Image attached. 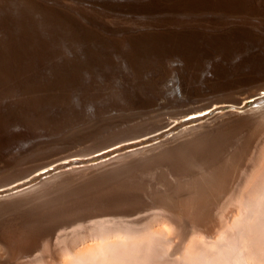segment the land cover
I'll return each instance as SVG.
<instances>
[{"label":"bare ground","instance_id":"obj_1","mask_svg":"<svg viewBox=\"0 0 264 264\" xmlns=\"http://www.w3.org/2000/svg\"><path fill=\"white\" fill-rule=\"evenodd\" d=\"M71 9L62 7V0H0V161H10L12 156L5 160L9 151L32 142L43 129L52 135L75 114L82 119L100 113L95 106L121 102L128 107L159 99L199 105L185 109L188 115L177 127L185 125L177 133L156 143L151 140L164 135L174 120L103 137L120 124L110 123L81 131L78 138L51 140L64 149L94 139L86 154L98 151L93 156L101 159H55L53 168L59 169L48 176L0 189V207L23 212L10 226H0V264H19L17 259L34 251L40 237L62 231L69 220L106 215L104 221H122L123 227L97 220L101 239L107 232L120 231L125 238L140 233L144 226L133 223L142 218L154 225L176 221V216L188 217L197 231L213 237L218 226L214 209L226 193L231 206L224 219L234 210L237 215L217 229L213 251L200 250L208 254L201 264L264 263L258 252L264 251V103H258L264 101V0H74ZM174 68L176 88L167 84ZM234 87L249 88L241 99L234 96ZM50 148L43 144L31 152ZM18 160L26 162L23 155ZM104 176L122 181L123 187L74 207L63 220L58 204L53 221L37 225L42 213L38 205L58 192L62 198L63 185ZM178 188L192 193L176 196ZM90 227L86 234L96 231ZM100 242L87 251L117 249V240ZM137 246L141 250L135 246L136 251L146 250ZM127 253L126 258L114 253L123 259L112 255L113 263L107 255L102 263L93 261L95 254L76 261L122 264L131 257Z\"/></svg>","mask_w":264,"mask_h":264},{"label":"rangeland","instance_id":"obj_2","mask_svg":"<svg viewBox=\"0 0 264 264\" xmlns=\"http://www.w3.org/2000/svg\"><path fill=\"white\" fill-rule=\"evenodd\" d=\"M73 4H74V0H62V7H64L68 11H72L71 7L73 6ZM178 77L179 75L176 76V68L172 69L171 74L168 77L167 84L169 86H175L178 80ZM246 88H249V87H241V88L234 87V89H236L233 92L234 96L237 95L242 99L247 94V90H243ZM221 92H225V91H221ZM199 102L201 103V101ZM258 103H264V101L262 100V101H259ZM252 104H256V102ZM124 105L125 104L118 102L116 105L111 106V107L101 108L100 105L95 106L96 109H100L99 110L100 113L93 114L92 116H89L87 118L85 117L82 119H80V117L77 114H75L72 116V118L68 119V122L63 124L61 129L59 130L56 129V131L53 132L52 135H45L47 133H50L49 132L50 130L45 131V129H43L41 133L34 134L35 136L32 139V142H29V141L24 142L19 147V150L13 149L7 153V155L5 156V160H7V158L10 159V156H12L13 158L10 161H7V162L0 161V189L8 187L9 185L11 186L15 182L17 183L21 181H27L29 178L34 177V176L36 178H34L32 182L42 179V177H46V175L48 176V174L59 169V167L57 169L53 168L55 166V162L53 160L55 159H57L55 160L56 163L62 162V160H64L63 158H66V159L72 158L75 160H81V161H85V163L93 162V161H96L97 159H101L96 156H93L94 153L86 154L85 150H87L88 148L94 145V142L96 141L94 139L88 140L84 142L83 144H78V145L75 144L74 146H68L64 149H62V144L52 145L53 143H51V140L53 139H58V140L62 139V141H67L70 138H72L68 136H73V137L78 138L81 135L80 134L81 131L85 132L91 129L94 130L96 128H103L105 127L106 124H110V123H120V124L117 125V127L115 126L114 128H111L108 131L103 132V137H107V136H111V135H115V134H119L123 132H128V131H135L137 129H146L148 126L157 125V124L163 123V121L165 123V122H172L174 120L169 127L170 129H167V132L164 135L158 136L157 138L151 140L152 142L155 141L156 143V141L159 142L163 138L165 139V138L172 136L173 132L174 134L177 133L178 131L177 129L180 130V128L185 125V123L184 124L182 123L181 125L177 127V125L180 124L186 118L185 116L188 115L186 110H189L193 106H198L199 103L195 101H188V102L186 101L182 103L181 101L167 102L165 99H159L158 102L153 103V104L136 103L128 107H124ZM230 109H235V108L230 107ZM175 116L177 117L175 118ZM22 128L24 129V126ZM43 144H46L47 146H51V148L46 150L45 152L34 153L33 155L31 151L36 150V148L42 146ZM17 150L19 152H17ZM15 155H17V157H15ZM22 155L25 157L26 162H23V163L17 162V161L24 160V159L18 160L19 157H21ZM49 162L51 164L45 167V170L42 169L41 173H39L41 170L38 172L36 171L42 167L37 169L35 172H31L28 175L22 176L28 170L37 168L38 166L40 165L42 166V164L44 163L47 164ZM10 163H13V164L10 167H8ZM104 177H105L104 179L99 180V181H88V182L80 181L76 184L69 183V184L63 185L62 186V198L58 192V194L53 199H51V201H44L38 205V209L42 210L41 211L42 213L36 220L37 225L40 227L48 226L55 217V213L58 210V204L62 206V220H63L65 217L69 215L70 212L73 211L74 207L76 209L78 207L85 206L89 204L91 201L100 198L102 194L109 195V192L112 188L120 189L123 187L122 181L114 180L111 178V176H104ZM13 178L14 180H12ZM10 180H12V182L7 183ZM154 186L156 187L157 185H154ZM147 187H149L148 183L145 184L144 189H146ZM176 193H177L176 196H180L184 194L186 195L187 193H189L190 195L192 192L188 190L181 191L180 188H178L176 189ZM229 195L230 193H226V195L219 201V203L216 205L214 209L215 214L218 218L217 229L221 226V224H223V222L231 224L232 219L234 218V216L237 215L236 211L234 210L233 214H231L230 217H228L227 219H224V214L227 212V210L231 206L230 201L227 200ZM153 208H156V207L154 206ZM22 214H23L22 211L15 209L13 207H10V208L0 207V226H10L13 221L21 219ZM107 217L108 215L103 216V218L95 219L96 218L95 217L91 220L90 219L86 221L77 220L74 222L72 220H69L70 225L66 227L65 229L62 228V231L56 230L52 236H50L51 234H46L45 236L40 237L36 242L37 244H36L35 250L32 251L29 255L23 256L25 257L24 260H23V257L18 258L17 263L20 262L19 264L21 263L23 264V262H28L30 259L34 257L37 259L33 262V264H90V261H84V260L91 254L96 255L93 261H96L97 263L101 261L99 263H102L103 261L102 258H104L105 255H107L106 258L109 260L112 257V255L114 258L115 257L117 258V256H115L116 254H119V255L122 254L123 256H125L124 253L128 252L131 256L129 257L130 259L128 258L130 261V264H201L202 262L201 259L208 256V254L200 250L204 249L206 251H213V249L216 246L215 242L217 241V237H219L220 235V233H217V229H216L215 232L213 233L214 234L213 237L211 236L212 238L207 237V233L202 232L204 233L202 234L200 233V231H197L193 227V225L191 224L193 221L191 219H189L188 217H182L179 220V218L176 216L174 217L176 221L169 220V222L166 221L165 222L166 224H165L163 223V220H162V221H157L156 223H154V225H150L147 222L148 219L142 218V220L138 222H135V221L134 223L132 222L134 225L137 223L136 224L137 226L139 223L140 225L138 226L139 228L141 226H144V230L140 231V233L138 234L136 233V235H134L133 233V236L131 235L132 237L130 236V237L125 238V235L123 236L124 233L120 231H118V233L116 234L115 233L113 234V232L112 233L107 232L110 234V236L108 234L109 236L108 237L107 233H105L106 234L104 236L105 238L101 239L102 237H100L99 235L102 236L101 233L103 231L101 232L100 230L99 232L101 233L99 234L98 230L100 228L97 227L98 226L96 223L97 220L103 223L106 222L104 225L113 226V227H120V225L123 224L122 221L118 222V220H116V223L114 221L113 223L110 224V222L113 220L110 219L111 221L110 220L104 221L107 219ZM128 222L131 223V219L128 220ZM132 223L131 225L133 226ZM169 223L172 225L173 228H171V230L167 232L168 231L167 229L171 227ZM117 224H120V225H117ZM136 225L135 227H137ZM90 226H92V228L96 227L94 229L96 231L93 234L89 233L90 234L89 236V234L88 233L86 234V232L87 231L91 232ZM121 227L123 226L121 225ZM185 227L187 228V230ZM145 229L147 231H145ZM184 229L186 230V232L184 231ZM77 232H79L80 234H77L76 236H74L75 233ZM164 232H166L167 234L171 233L170 235L168 234V236L172 238V241L170 237L167 238L168 240L170 239L171 241L170 243L168 242V240L167 241L165 240L166 238L164 237L165 235L167 236V234H164L163 236ZM81 233H83L86 236L88 235L86 238L90 237V239L83 238L82 236L83 234L81 235ZM121 233L122 235L119 236V234ZM205 234L206 236H204ZM160 235L163 236V239H161L162 236ZM94 236L96 237V239L94 238ZM98 236L100 238H98ZM159 237L161 239V242L165 240L166 243H168V245H166L163 241L165 245H163L162 243L163 245L162 246L159 243L160 242L159 239H156ZM76 238H77V243L75 242ZM154 239H155V242H154ZM78 240L79 241L84 240V241L78 242ZM115 240H117V242H115ZM156 240H158L157 243H156ZM112 241L117 243V246H116L117 249H114L115 251H108L107 248H105L104 251H87L89 250L88 249L89 247L97 246L96 244H98V242L102 244H106V243H111ZM150 241H151V244L156 243L153 245H156L155 247L157 249H155V247L152 245L156 251H152L153 248L152 246L149 245ZM143 242H145L146 244L145 247H144L145 244L142 245ZM115 243L114 245H116ZM137 244L142 246L143 250L144 248L146 250L151 248V251L150 250L149 251L148 250L147 251L146 250L136 251V249L139 250L141 248V247L139 248ZM159 244L162 247H160ZM147 245H149L150 247L148 248ZM135 246L138 247L139 249L135 248ZM49 248H51L53 251H49ZM113 248L115 247L113 246ZM127 248H130L132 250L122 251L124 253L122 252L120 253L121 250H124V249L127 250ZM133 248L135 249V251L133 250ZM254 252L256 254L257 251H254ZM258 252L259 253L261 252L262 255H264V251H258ZM202 253L204 254V256H202L203 255ZM200 254H201V258H200ZM119 255L117 259L122 261L123 258L120 257L122 259H119ZM258 255L260 256V254H256V256ZM262 255L260 256V258L263 257ZM113 257L111 258L112 259L111 261L109 260L112 263H113ZM77 258L84 259V260H82L81 262H77L76 261ZM109 261L106 260L104 261L103 264H110ZM117 261H116V264L119 262ZM258 261L255 260L256 263ZM120 262L118 264H120ZM128 262L126 263L125 261L122 264H129ZM260 263L264 264L262 262H258V264Z\"/></svg>","mask_w":264,"mask_h":264},{"label":"water","instance_id":"obj_3","mask_svg":"<svg viewBox=\"0 0 264 264\" xmlns=\"http://www.w3.org/2000/svg\"><path fill=\"white\" fill-rule=\"evenodd\" d=\"M107 148H110V147H107ZM107 148H105V149H107ZM101 150H102V149H101ZM101 150H100V151H101ZM103 150H104V149H103ZM96 152H98V151H95V152H92V153H96ZM45 167H47V166H44V167H42V168H40V169L38 168L39 170L35 169V171L37 170L36 172H38V171L41 170V171L39 172V173H41V172H42V169L45 170ZM35 171H34V172H35Z\"/></svg>","mask_w":264,"mask_h":264}]
</instances>
